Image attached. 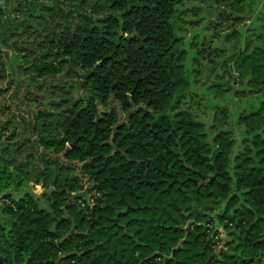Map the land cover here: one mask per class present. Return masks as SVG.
<instances>
[{"label": "trees", "instance_id": "16d2710c", "mask_svg": "<svg viewBox=\"0 0 264 264\" xmlns=\"http://www.w3.org/2000/svg\"><path fill=\"white\" fill-rule=\"evenodd\" d=\"M25 1L14 11L0 5V97L9 92L0 105V264H253L264 252L261 0H254L257 43L232 65L234 93L254 100L233 161L229 130L213 135L183 107L196 92L179 50L184 0H63L67 12L60 1ZM245 1L232 4L238 13ZM37 31L31 50L19 45ZM7 58L20 72L27 63L23 77L10 74ZM60 74L80 78L86 95L58 103L33 95ZM220 86L211 88L215 97L228 89ZM111 100L125 119L101 111ZM71 163L88 174V190ZM29 181L47 192L34 194ZM81 192L69 203L68 194ZM209 202L224 209L212 215ZM217 222L235 239L234 252L211 258Z\"/></svg>", "mask_w": 264, "mask_h": 264}, {"label": "rangeland", "instance_id": "374dc122", "mask_svg": "<svg viewBox=\"0 0 264 264\" xmlns=\"http://www.w3.org/2000/svg\"><path fill=\"white\" fill-rule=\"evenodd\" d=\"M60 1L62 10L67 12L70 7L68 2ZM237 0H184L178 8L181 10V28L179 29V35L182 37L179 43V50L183 51L184 58L182 62L186 65L188 70H192L191 79L193 82V89L196 91L192 94L193 97L188 96L183 101V107L188 108L193 112L195 117L205 123L207 129L211 134H216L220 128L229 130L230 136L235 141V146L232 153V161L234 157L241 151V144L244 141L245 131L248 128V122L244 118L246 111H250L251 103L254 100H247V94L242 93L238 89L236 93L233 91V87L237 84V73L232 68V65L238 56V54L247 46L251 48L257 43L255 38L254 19H255V3L254 0H246L243 5V11L238 13L236 7L232 5ZM54 4L51 0H39V3ZM261 5L264 4V0H261ZM27 2L25 0H0V5L6 6L8 11H14L16 7L22 4L25 7ZM91 7L88 4V9ZM259 7V9H261ZM44 13L46 9L42 8ZM75 9V7L73 8ZM48 11V10H47ZM14 13V12H13ZM16 14V13H15ZM22 14V13H20ZM50 12H48V15ZM257 16V15H256ZM183 20V21H182ZM42 27V26H41ZM46 29V27H45ZM40 33L29 34L24 39H20V46L31 50L33 48L32 42L34 36L39 37ZM30 58H34L30 55ZM8 71L10 74H15V70L20 72L16 67L13 68L8 64V58L6 59ZM27 66L25 61L22 62V72L18 73L19 77H23V69ZM9 78L2 82L1 87H5ZM47 89L36 90L32 89L33 95L41 94L42 102H60L64 98H72L71 101L76 98L84 97L86 91L81 86V80L78 77H68L60 74L55 77H49L46 79ZM52 84L63 85V88H53ZM220 86L225 89L223 97H215L216 90L211 89L214 85ZM8 86V85H7ZM55 90L56 93H51V90ZM49 90V91H48ZM209 90V92H208ZM214 93H212V92ZM49 92V93H48ZM9 92L0 97V105L4 107L5 104H9V98H7ZM263 95L264 89L260 93ZM49 95V96H48ZM247 95V96H246ZM21 94V98H22ZM246 96V97H245ZM261 100V101H263ZM14 105V104H13ZM219 106V109L216 108ZM51 107V106H50ZM101 111L115 110L121 119H125V114L121 109L120 104L111 100L108 108L100 107ZM53 110V109H52ZM17 114V113H16ZM13 118L14 124L22 127V118L20 114ZM12 117V112H6L2 119ZM20 122V124H19ZM14 127H11V131ZM75 167L74 173L79 179L81 184H84V190H88L91 182H89L88 174L83 172L81 165L71 163ZM233 166V162L232 165ZM29 189L36 195L42 196L44 192H47V188L44 187L42 182H28ZM82 193V192H81ZM87 199L91 202L90 194L87 195ZM209 206L215 208L212 211V215L221 213L224 209L225 202L215 204L213 202L208 203ZM222 229V228H221ZM220 230V229H219ZM222 236L225 235V231H221Z\"/></svg>", "mask_w": 264, "mask_h": 264}, {"label": "flooded vegetation", "instance_id": "af4514ba", "mask_svg": "<svg viewBox=\"0 0 264 264\" xmlns=\"http://www.w3.org/2000/svg\"><path fill=\"white\" fill-rule=\"evenodd\" d=\"M209 180H211V179H209ZM209 180H204V181H202L201 183H205V184H207V182L209 181ZM217 224V226L215 227V229L216 230H219V232H220V234L218 235V236H216V240H217V243H218V248H217V252L216 253H214L212 256H211V258L212 257H216L218 254H221L222 252H225V253H229V252H234V251H231L230 250V242L232 241L233 243H234V241H235V239L230 235V234H228V231L225 229V227H224V225L223 224H221V223H219V222H217L216 223ZM222 228V229H221ZM221 231H225V235L226 236H222V234H221ZM255 258V262L253 263V264H259L260 263V261L262 260V259H264V252H262L261 253V255L260 256H258V257H254ZM258 258H260L259 260H258ZM210 258H209V260L206 262V264H209L210 263Z\"/></svg>", "mask_w": 264, "mask_h": 264}, {"label": "water", "instance_id": "95a60500", "mask_svg": "<svg viewBox=\"0 0 264 264\" xmlns=\"http://www.w3.org/2000/svg\"><path fill=\"white\" fill-rule=\"evenodd\" d=\"M219 151V148H215L212 152L211 155L207 156L212 163H214L215 161V158H216V155H217V152ZM83 195V193H78V194H68V198H69V203L73 202L75 199H77L78 197H81ZM69 206V204L67 205V207ZM93 217H94V211H93ZM260 258H258L259 260Z\"/></svg>", "mask_w": 264, "mask_h": 264}]
</instances>
